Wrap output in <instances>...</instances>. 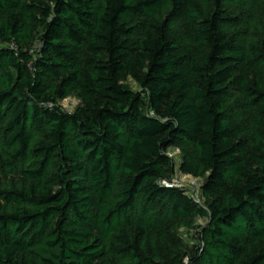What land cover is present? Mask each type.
<instances>
[{
	"label": "trees",
	"instance_id": "16d2710c",
	"mask_svg": "<svg viewBox=\"0 0 264 264\" xmlns=\"http://www.w3.org/2000/svg\"><path fill=\"white\" fill-rule=\"evenodd\" d=\"M0 264H264V0H0Z\"/></svg>",
	"mask_w": 264,
	"mask_h": 264
},
{
	"label": "rangeland",
	"instance_id": "374dc122",
	"mask_svg": "<svg viewBox=\"0 0 264 264\" xmlns=\"http://www.w3.org/2000/svg\"><path fill=\"white\" fill-rule=\"evenodd\" d=\"M129 83L134 90H141L140 86L134 81L132 78L129 79ZM81 104V99L75 95L68 97L67 99L61 102L62 107L67 111H75L77 107ZM168 153L171 157L174 158L176 162L177 173L174 179L175 186H179L186 191V193L195 199L198 204L201 206H206V198L204 195L203 185L205 183V179L194 177L192 175L185 174L181 171L182 164V155L181 151L178 148H170ZM208 222V218L197 217L195 221V226L204 225ZM195 229H186L180 228V235L183 240L192 245L195 243L194 235Z\"/></svg>",
	"mask_w": 264,
	"mask_h": 264
},
{
	"label": "built area",
	"instance_id": "2783aa9c",
	"mask_svg": "<svg viewBox=\"0 0 264 264\" xmlns=\"http://www.w3.org/2000/svg\"><path fill=\"white\" fill-rule=\"evenodd\" d=\"M165 184H166V186H174L175 185L174 181H173V183L165 182Z\"/></svg>",
	"mask_w": 264,
	"mask_h": 264
}]
</instances>
